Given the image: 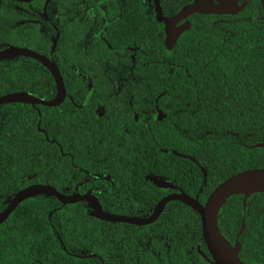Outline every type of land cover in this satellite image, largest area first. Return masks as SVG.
<instances>
[{
	"label": "trees",
	"instance_id": "1",
	"mask_svg": "<svg viewBox=\"0 0 264 264\" xmlns=\"http://www.w3.org/2000/svg\"><path fill=\"white\" fill-rule=\"evenodd\" d=\"M135 1L144 6L132 24L131 42L113 46L106 26L124 15V0H0V48L23 45L50 55L65 87L155 85L145 90L158 95L165 113L158 133L119 140L122 147L111 149L106 141L89 138L103 118L78 120L87 105L74 104L75 95L55 106L0 104V211L16 190L37 181L64 193L95 189L107 211L150 213L158 199H107L109 183L97 176L111 173V164L145 165V172L171 179L201 202L227 175L264 167V146L258 144L264 141L259 0H244L238 14L192 13L170 59L164 56L163 24ZM187 1L161 3L168 13ZM14 90L49 99L55 84L39 61L16 56L0 61V94ZM125 172L114 177L115 184L151 182L129 175L132 168ZM152 192L160 197L163 190ZM246 200L244 205L242 193L229 195L217 223L231 244L237 240L243 261L264 264V192ZM90 209L85 201L62 204L51 195L25 198L0 223V264H213L198 251L210 258L199 214L181 201L166 202L145 225L101 220Z\"/></svg>",
	"mask_w": 264,
	"mask_h": 264
},
{
	"label": "water",
	"instance_id": "2",
	"mask_svg": "<svg viewBox=\"0 0 264 264\" xmlns=\"http://www.w3.org/2000/svg\"><path fill=\"white\" fill-rule=\"evenodd\" d=\"M153 2L155 19L163 21L164 50L169 59L171 58L173 45L177 36L189 26V22L185 19L188 15L192 13L235 14L241 10L245 4L244 1L239 3L237 0H190L183 4L175 13L163 15L160 1L153 0ZM259 2L264 15V0H259ZM182 19L184 20L178 23ZM56 33L58 35V31ZM55 42L56 39L53 40L50 53L54 49ZM16 56L32 57L44 65L54 80L55 94L49 99H43L26 90H14L0 94V104L20 102L29 103L33 106L36 104L55 106L62 102L65 96L64 81L52 57L23 45L7 44L3 48H0V61ZM259 144L264 145V142ZM147 177L162 188L168 189L172 186L171 181L162 177L155 175H148ZM255 192H264V167H248L229 174L211 189L203 202H201L197 196H192L181 189L169 192L157 200L149 214L141 216L119 214L103 209L96 194L89 190L83 193L78 191L63 193L49 183L30 182L16 190L5 207L0 211V223L6 219L19 202L25 198L38 194L54 196L62 204L85 201L91 207L89 214L96 218L109 222H126L136 225H145L153 222L160 215L166 202L178 200L187 204L199 214L202 239L210 257H207L209 261L213 264H248L238 255L237 240L231 244L220 231L217 223V216L220 206L229 195L242 193L245 199L246 195ZM242 226L243 220L241 222V227ZM59 240L61 241L60 238ZM235 245L237 247L236 250L234 247ZM198 251L205 256L200 248H198Z\"/></svg>",
	"mask_w": 264,
	"mask_h": 264
},
{
	"label": "flooded vegetation",
	"instance_id": "3",
	"mask_svg": "<svg viewBox=\"0 0 264 264\" xmlns=\"http://www.w3.org/2000/svg\"><path fill=\"white\" fill-rule=\"evenodd\" d=\"M242 1L243 0H238L239 3ZM215 14H230V13H215ZM187 17L185 19H188ZM183 20L184 19L180 20L178 23H181ZM66 88L77 90L78 93H70L67 91ZM146 88L154 89L155 85H145V84L132 85V84H123V83L75 84L65 87V96L62 101H64L65 98L67 97L72 98V96L75 95L79 98V102H75L72 100L74 104L87 105V108L85 109L83 108L79 110L80 114H78L79 115V117H77L78 120H86L85 118L86 116L87 118H89L90 122H94L96 121L97 117H102L103 118V120L101 121L102 127H98L100 128L98 132L95 133L94 135L89 136V138L93 140L95 139L97 143L99 141H106V143L111 149L112 148L119 149L120 147H122V143H123L122 141L119 140H125L130 138L134 139L137 135L143 136V134L153 136L154 133H158L159 131L158 127L161 119L165 116V113L160 108L161 103L160 102L158 103V95H155L154 93L146 92L145 90ZM89 97H91L93 100H91V102L87 101V103L85 104L86 101L84 100H86ZM151 97H153L154 99L152 100ZM81 115H82V119H81ZM76 151L80 152V149L76 148ZM107 167L108 169L111 170V173H108L106 175L100 174L97 176L99 178L103 177L107 179L109 183V190H108L109 195L107 199H159L163 195L169 192L177 191L181 189L171 179H168L158 174H151L148 171L145 172L146 171L145 165L129 166L126 164H111L108 165ZM128 168H132L133 172L129 173V175L133 177L146 178L148 175H155L171 181L172 186L168 189H165L155 184L152 180L148 184H145V182H143L142 180L141 182L138 183L122 181V182H117L115 184L114 177L119 178L120 176L128 175V173L125 172V170ZM201 169L205 176L206 170L203 165L201 166ZM99 185H102V182H100ZM156 187H159L163 190V193L160 197H156V192H152V190L156 189ZM136 189H139L140 191L137 192L135 191ZM86 190L95 193L97 198L100 199L99 192L96 191L95 189L94 190L85 189L80 193H83ZM158 193L161 194L160 191ZM141 208L142 207L138 208V210H141ZM119 214H130V215H141V216L147 215V214H138V213H119ZM204 257L207 258L206 255Z\"/></svg>",
	"mask_w": 264,
	"mask_h": 264
},
{
	"label": "rangeland",
	"instance_id": "4",
	"mask_svg": "<svg viewBox=\"0 0 264 264\" xmlns=\"http://www.w3.org/2000/svg\"><path fill=\"white\" fill-rule=\"evenodd\" d=\"M124 2H125V9H126V12L124 13V15L117 22L112 23V24H107V26H106L107 27V29H106L107 35L109 36V37H107V42L110 45H113V46H116V45H119V44H122V43L131 42V38L132 37H130V35H131V31H132V24H133L134 20L142 13V9L141 8L144 6V5H140L135 0H124ZM141 3L142 4L143 3L146 4V6H147L146 11L147 12H150L154 16V13H153L154 12V2H153V0H141ZM160 5H161V9H162L163 15H171V14L175 13V12H172V11H169L168 13L165 12L164 9H163V5H162L161 2H160ZM45 14H46V11H45ZM206 14H208V13H206ZM232 14H234V13H232ZM186 20L189 22V26H190V23H191L190 20L189 19H186ZM159 22H161L163 24V21L162 20H159ZM189 26H188V28H189ZM163 51H164L165 58L166 59H169L166 56V54H165V50H164V40H163ZM145 76H146V74H142V77H145ZM85 79L87 81V77H85ZM247 196L248 195H246L245 196V199H244V194H243L244 205L246 204V201H247L246 200V197ZM237 247H238V242H237ZM238 250H239V248H238Z\"/></svg>",
	"mask_w": 264,
	"mask_h": 264
},
{
	"label": "bare ground",
	"instance_id": "5",
	"mask_svg": "<svg viewBox=\"0 0 264 264\" xmlns=\"http://www.w3.org/2000/svg\"><path fill=\"white\" fill-rule=\"evenodd\" d=\"M234 247H235V250H236L237 249L236 245Z\"/></svg>",
	"mask_w": 264,
	"mask_h": 264
},
{
	"label": "snow or ice",
	"instance_id": "6",
	"mask_svg": "<svg viewBox=\"0 0 264 264\" xmlns=\"http://www.w3.org/2000/svg\"><path fill=\"white\" fill-rule=\"evenodd\" d=\"M206 66V65H205Z\"/></svg>",
	"mask_w": 264,
	"mask_h": 264
}]
</instances>
